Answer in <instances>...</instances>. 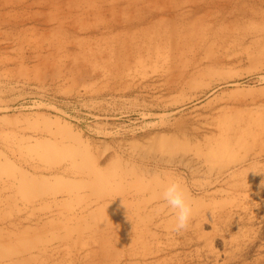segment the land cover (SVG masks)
Listing matches in <instances>:
<instances>
[{
    "label": "rangeland",
    "instance_id": "rangeland-1",
    "mask_svg": "<svg viewBox=\"0 0 264 264\" xmlns=\"http://www.w3.org/2000/svg\"><path fill=\"white\" fill-rule=\"evenodd\" d=\"M0 264H264V0H0Z\"/></svg>",
    "mask_w": 264,
    "mask_h": 264
},
{
    "label": "clouds",
    "instance_id": "clouds-1",
    "mask_svg": "<svg viewBox=\"0 0 264 264\" xmlns=\"http://www.w3.org/2000/svg\"><path fill=\"white\" fill-rule=\"evenodd\" d=\"M161 198L173 213V231L180 233L187 230L193 215V203L185 187L177 180L170 181L164 187Z\"/></svg>",
    "mask_w": 264,
    "mask_h": 264
}]
</instances>
